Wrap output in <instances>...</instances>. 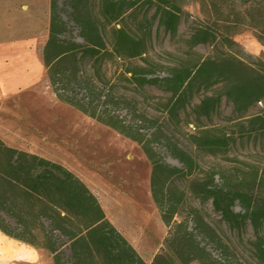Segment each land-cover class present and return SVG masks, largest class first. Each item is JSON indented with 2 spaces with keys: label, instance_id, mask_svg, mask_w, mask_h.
Wrapping results in <instances>:
<instances>
[{
  "label": "rangeland",
  "instance_id": "rangeland-1",
  "mask_svg": "<svg viewBox=\"0 0 264 264\" xmlns=\"http://www.w3.org/2000/svg\"><path fill=\"white\" fill-rule=\"evenodd\" d=\"M153 1L159 5L157 0ZM168 1L181 14V25L175 37L163 28L158 29V19L153 17L155 5L141 4L132 16L111 26L102 16L101 0H92L90 10L103 24L102 33H106L109 43L113 40L114 30L120 27L146 42V63L137 60L136 64L147 65L154 72L153 77H167L173 68H190L212 59L227 61L232 70L231 80L218 81L208 89L196 87L192 99L186 108L178 111L176 118L169 113L170 93L159 87L136 90L120 81L117 96H125L132 102L129 112L122 109L118 113L127 122L131 118L129 113L139 117L136 128L148 140L155 161L183 169L173 153H184L193 159L195 169L192 174L176 177L167 185L165 195L168 193L171 211L175 212L167 214L172 222L187 221L195 230L202 226L199 222L202 219L224 244L222 247L198 236L216 259L225 264L254 263L252 242L255 236L249 223L242 233L230 229L214 211L212 202L203 203L192 195L188 185L192 179L210 173L219 183L264 188V132L256 131L257 127L250 124L251 119L264 113V99L237 107L226 96L236 79L253 80L257 73H264V58L261 57L264 48L252 29L243 30L225 44L220 38L215 44L192 46L189 43L197 29H211L219 16L223 18L233 13L234 8L241 9L239 0ZM59 13L68 27L66 37L81 43L80 29L70 19L71 8L66 0L59 3ZM50 18L51 0H0V140L8 147L58 163L90 186H97L101 194L95 196L108 221L149 264L164 250L163 243L169 232L162 218L164 212L152 196L153 163L140 142L56 97L43 60ZM116 70L117 73L123 71L118 67L111 73ZM257 90L259 96L264 95V86L260 85ZM44 96L49 100V106L38 112L46 102ZM206 98H220V102L209 116H197L195 109ZM42 124H49L48 129L57 135H62L67 125L75 134L65 142L58 139L60 150L57 151L50 143L54 136L46 135L41 139L48 130L39 129ZM193 137L203 143L212 137L227 141L221 149L211 151L195 145ZM236 211L240 209L237 207ZM60 246L61 264H71V251L65 238H61ZM36 249L40 251L38 264H54L53 256L47 250Z\"/></svg>",
  "mask_w": 264,
  "mask_h": 264
},
{
  "label": "trees",
  "instance_id": "trees-1",
  "mask_svg": "<svg viewBox=\"0 0 264 264\" xmlns=\"http://www.w3.org/2000/svg\"><path fill=\"white\" fill-rule=\"evenodd\" d=\"M61 1L51 0L50 33L43 49L50 87L62 103L143 145L153 163L152 196L169 227L164 250L149 264H225L198 239L201 236L224 247L208 224L199 219L202 226L194 230L187 221L172 222L167 215L175 213L171 211L168 193L165 195L167 185L176 177L190 176L195 169L193 159L184 153H173L183 169L155 161L148 140L136 128L139 117L129 113L130 121L121 119L118 112L128 111L132 101L125 96L119 98L117 89L120 81L136 90L159 87L171 94L169 113L176 118L178 111L192 99L196 87L208 89L221 80L230 82L232 70L227 61L208 59L194 67L173 68L167 77H153L154 72L147 65L136 64L137 60L146 63V42L120 27L114 30L109 43L106 33H102L103 24L90 10L92 0H66L71 8L70 19L80 29L78 37L82 42L67 38L68 27L59 13ZM157 1L159 5L153 0H101V13L111 26L132 16L141 4L155 5L153 17L158 19V29L163 28L175 37L181 25L180 10L168 0ZM239 1L241 9L234 8L233 13L223 18L219 16L211 29H197L189 43L215 44L220 38L225 44L243 30L252 29L264 48V0ZM261 57L264 58V51ZM118 67L123 71L112 74V69ZM260 85L264 86V73H257L253 80L236 79L226 96L237 107L258 102L264 99V95H258ZM219 102L220 98H206L196 107L195 114L209 116ZM250 124L263 133L264 113L251 119ZM193 139L199 148L211 151L221 149L227 141L220 137H212L206 143ZM188 188L203 203L211 201L214 211L230 229L242 233L249 223L255 236L252 242L255 261L249 264H264V188L219 183L210 173L189 181ZM237 207L240 211H236ZM0 232L47 250L54 264L62 262L61 238L69 245L71 264H148L108 221L98 198L75 174L58 163L8 147L1 140Z\"/></svg>",
  "mask_w": 264,
  "mask_h": 264
},
{
  "label": "crops",
  "instance_id": "crops-1",
  "mask_svg": "<svg viewBox=\"0 0 264 264\" xmlns=\"http://www.w3.org/2000/svg\"><path fill=\"white\" fill-rule=\"evenodd\" d=\"M89 190L99 195L98 187L90 186L80 176H77ZM102 200V199H101ZM40 262V251L36 248L11 239L0 232V264H38Z\"/></svg>",
  "mask_w": 264,
  "mask_h": 264
},
{
  "label": "bare ground",
  "instance_id": "bare-ground-1",
  "mask_svg": "<svg viewBox=\"0 0 264 264\" xmlns=\"http://www.w3.org/2000/svg\"><path fill=\"white\" fill-rule=\"evenodd\" d=\"M41 97H43L42 96V94H39ZM38 95V97H37V100H39L40 99V96ZM44 98H46L45 96H44ZM49 100H47V98H46V102H44V104L43 105H41V108H39L37 111L39 112V111H41L42 109L44 110L47 106H49ZM38 125V124H37ZM46 124H42V125H40V126H38V127H40L39 129H48L49 128V124H47L48 126H45ZM38 129V130H39ZM75 133L73 132V130L71 131V129H70V127L69 126H67V125H65L64 126V129H63V133H62V135L61 134H59V135H57V134H55L54 132L52 133V131H51V129H48L47 130V132L46 133H44V135L41 137V139H44L45 138V136L46 135H52V136H54L55 137V139H54V137H53V139H52V141H50V143L54 146L53 148L54 149H56L57 151L58 150H60V147H59V144L57 143V140L59 139V141L60 142H65L66 141V138H68L69 136H71L72 135V137H73V135H74ZM40 139V140H41ZM46 140V139H45ZM44 140V141H45ZM54 140H56L55 142H53ZM57 156H60V153L58 154H56ZM130 158H132V156H130Z\"/></svg>",
  "mask_w": 264,
  "mask_h": 264
}]
</instances>
